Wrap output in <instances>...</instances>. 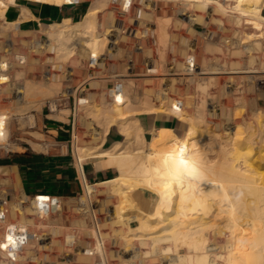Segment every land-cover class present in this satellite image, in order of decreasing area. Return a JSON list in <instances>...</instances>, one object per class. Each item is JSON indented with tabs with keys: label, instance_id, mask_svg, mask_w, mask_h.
Wrapping results in <instances>:
<instances>
[{
	"label": "rangeland",
	"instance_id": "374dc122",
	"mask_svg": "<svg viewBox=\"0 0 264 264\" xmlns=\"http://www.w3.org/2000/svg\"><path fill=\"white\" fill-rule=\"evenodd\" d=\"M80 1H85L89 9L101 10L98 19L100 34H105L109 39L112 35L113 39L107 41L102 52L91 56L82 51L83 41H76L72 56L58 51L55 42V49L48 48L50 27L41 33L27 32L19 36L23 49L29 45L27 41L30 39L41 41L36 53L27 54V64L23 68V71L28 72L24 84L27 82L34 86L35 92L27 100H23L24 96L19 94L23 80L18 76L22 69L14 70L5 88L0 90V110H11L5 131L8 129V137H5L7 142H1L0 155L20 151L11 140L8 127L13 117L33 115L48 106L49 102L59 100H62L63 109L66 107L63 104L69 105L70 95H75L77 101L81 99L83 105L87 99L90 100L87 105L78 106V131L74 141L76 159L77 155L82 160L88 157L96 159L102 153L99 150L93 149V153L89 150L83 154H80V150L96 147L98 134L102 135L107 129L109 134L111 129L119 134L124 129L129 135L128 139L114 145V156H148L147 146L160 132L146 142L138 118L150 112L157 113L159 110L156 108L170 112L168 115L177 119L180 113L184 122L189 124H183L181 132H171L179 139L176 143L180 145L173 151L174 155L192 141L211 140L215 133L220 135L217 138L221 140L227 139L236 130L244 134L240 138L259 132V123L264 124V41L259 39L264 24L261 21L241 17L236 11L226 13L218 5L184 0H132L128 9L127 0H67V3ZM229 6H234V3ZM189 15L195 19L188 20ZM144 30L148 31L145 37ZM43 44L47 50L39 48ZM95 55L101 59L103 57V61H99L101 65L91 66V59H96ZM194 56L196 59H193ZM189 57L190 60H196L192 69L188 66ZM153 68L155 72H148ZM107 81L111 82L108 84ZM10 82L13 85L10 86ZM116 83L123 84V92L113 93L112 88ZM41 88L47 91L53 89V92L50 90L51 95L42 100L41 96L35 97ZM4 89L8 90L1 95ZM71 99L74 104V99ZM178 101L184 103L181 112L173 108ZM5 144L6 147L3 146ZM256 152L251 151L247 160L252 163L253 169L264 175V156ZM120 153L123 154L117 155ZM114 169L119 173L117 177L93 185L84 195L62 199L63 212L44 219L38 217L33 208H41L39 201L53 200L27 197L18 192L8 169H0V203L10 195L6 203L9 221L24 223V218L25 223L31 225L35 234L32 248L50 245L46 255L40 254L39 259L43 263L194 264L195 250L190 246L178 245L173 237L177 235V228L174 229L172 224L156 232L160 234L162 230L173 229L174 235L172 233L144 243L139 240L132 241V245L127 243L133 237L131 234H138L139 223L131 217L135 214L133 205L128 206L131 207L128 208L130 211L121 215L116 213L118 195L112 181L120 177V171L116 167ZM160 177L155 175L153 178L157 181ZM166 178L170 179V187H184L185 183L180 182L186 180L184 177L178 179L175 173H171ZM166 180L162 177L158 183L149 181L148 187L132 185L131 189L125 190V194L152 191L162 195L168 187ZM12 187L14 193L9 190ZM176 193L170 191L168 194L173 196L168 201L157 203V207L161 208L155 209L158 215L167 212L177 216L173 212ZM89 201L97 210L100 234L94 231L88 217L79 211ZM45 234L50 235L51 241H39ZM101 237L105 242L106 253L99 243L95 244L96 239ZM65 241L69 245H77V248L68 249ZM87 249L102 254L103 260L83 255ZM221 255L219 260H215L218 264L233 262L229 253ZM28 257L35 259L31 254ZM129 257L133 259L129 261ZM210 257L214 259L211 254Z\"/></svg>",
	"mask_w": 264,
	"mask_h": 264
},
{
	"label": "bare ground",
	"instance_id": "6f19581e",
	"mask_svg": "<svg viewBox=\"0 0 264 264\" xmlns=\"http://www.w3.org/2000/svg\"><path fill=\"white\" fill-rule=\"evenodd\" d=\"M35 1L56 5L67 3V0ZM184 1L218 5V8L226 13L236 11L235 13L238 12L244 17L259 20L264 24V20L260 16V8L253 3V0ZM230 3H234V6H229ZM9 8L10 6L6 0H0V18L6 24V31H12L14 35L27 33V31L19 30L18 26L20 24L18 22L6 20V13ZM100 14L101 10L91 8L86 13L81 24L74 25L70 22H64L51 25V33L48 34V48L50 50L55 49L54 45L57 43L58 51L73 56L75 42L83 41L82 51L86 52V55L91 56L96 54V52H102L110 39L105 34H100L101 27L98 25ZM193 19L195 18L189 15L188 20L191 21ZM147 32V30L143 31V37L147 35ZM260 35L259 39L264 41V28ZM53 42H55L54 45ZM95 58L97 65L100 63L99 60L103 61V57L101 59L95 55ZM24 67H26L24 64L17 69L13 67V71L22 69V71H19V76L16 74L23 80V84L19 88V94L24 96L23 100H27L32 97L35 88L27 82L24 84L26 73H28L23 71ZM149 72H155V69H149ZM10 78L8 73L4 74L1 83L6 85ZM12 83L10 82L9 85H13ZM7 90L4 89L1 95ZM50 90L47 91L41 88L35 94V97L41 96L42 100H45L51 95L49 93L53 89ZM88 101L90 100L87 99L84 105H87ZM80 104L83 105L81 101ZM173 108L181 112L184 108V103L178 101ZM156 109L159 110L157 113H170L162 110V108ZM10 112L11 110L9 109L0 110V129L9 122L8 115ZM178 119L182 123L185 121L180 113ZM262 124L263 122L259 123V127H261L257 130V132L261 133L254 132L250 136L246 134L244 138H240L244 134L236 130L227 139L221 140H219L220 135L215 133L216 136H210L212 139L209 141L203 142L201 140L200 142V140H196L186 146L184 145L182 150L175 155L173 151L180 146L176 143L179 139L172 135L171 132L164 130L160 132L154 141L148 144L149 153L146 157L140 154L128 157L114 156L115 153L113 154L111 150L100 154L99 160L103 168L116 167L120 171V177L112 181L114 190L118 195V203L115 205L116 213L121 215L125 211H130L128 209L131 208L128 207L129 205H133L135 208L133 210L135 214L131 217L138 221L139 226L137 229L139 232L138 234H131L133 237L128 239L127 243L132 245L131 242L136 240L141 242L154 241L170 236L172 233L174 235L173 229L162 230L160 234L156 232L172 224L174 229L177 228V235L173 237L178 245L181 247L190 246L195 250L196 262L194 264H218L216 261L222 257L221 254H224V252L229 253L233 264H264V175L253 169L252 163L247 160L253 150L257 151V154L264 156V124ZM7 132H2V136L0 134V145L2 141L7 142L5 139ZM108 135L109 129L102 135L98 134L96 138L97 144L94 149H102ZM120 136L126 139L129 137L124 129H121ZM205 145L206 147H204ZM4 146L7 145L5 144ZM171 173H175L179 177L178 179L182 177L186 179L185 181H180L185 183L184 187H170V179L166 177ZM155 175L167 179L166 185L169 188L165 186L166 188L162 195L152 191L125 194V190L131 189L132 185L148 187L150 186L149 181L156 183L162 179L160 177L156 181L153 178ZM92 187L93 185L87 184L85 190ZM170 191L171 193L177 192V201L173 204V212H176L177 216L169 215L167 212L158 215L155 212V209L159 208L157 203L166 202L168 198H171L173 194H168ZM6 203V199L3 200L5 209H7ZM198 210L203 212H198ZM22 219L25 223L26 220ZM145 232L148 234H145ZM151 234L157 235L151 236ZM91 251V249H87L83 251V255L90 256ZM208 253L214 258L213 260L210 259V254L209 257L207 256ZM132 259L131 257L128 258L129 261Z\"/></svg>",
	"mask_w": 264,
	"mask_h": 264
},
{
	"label": "crops",
	"instance_id": "0c3cea01",
	"mask_svg": "<svg viewBox=\"0 0 264 264\" xmlns=\"http://www.w3.org/2000/svg\"><path fill=\"white\" fill-rule=\"evenodd\" d=\"M6 1L10 6L6 13V20L18 22L21 24V30L28 33H38L51 25L64 22L80 23L89 10L85 1L61 5L35 0ZM253 1L260 8V16L264 20V0ZM128 8L126 5V9ZM141 14L140 11L139 15ZM112 39L111 35L110 41ZM107 82L109 84L111 81ZM71 98L76 99L75 95H70V103L68 106L66 103L63 104L66 106L63 109L62 100H59L56 103V111H49L46 106L33 115L27 114L23 118L14 117L9 123L11 140L20 151L0 155V169H8L18 187V192L27 197L39 196L42 199H52L48 197L51 195L62 199L75 198L82 189L80 176L82 169L87 181L93 183L91 185L107 182L119 174L115 167L102 168L101 161L97 159L103 152L107 153L108 150L104 149H109L125 139L115 129H111L102 149L99 150L102 153L97 155L96 159L88 157L82 160L78 155L77 159L75 158L72 144L73 103ZM160 113H148L138 118L143 130V139L146 142L148 139L152 140L154 134L162 130L177 133L182 131L183 124L189 126L188 123H182L175 117ZM115 147L110 150L112 151ZM93 149V147L81 148L80 154L89 150L93 153ZM9 190L15 192L13 187Z\"/></svg>",
	"mask_w": 264,
	"mask_h": 264
},
{
	"label": "built area",
	"instance_id": "2783aa9c",
	"mask_svg": "<svg viewBox=\"0 0 264 264\" xmlns=\"http://www.w3.org/2000/svg\"><path fill=\"white\" fill-rule=\"evenodd\" d=\"M131 1L127 3L128 7L131 6ZM78 2H73V4H76ZM19 30H21V24L18 26ZM7 27L2 18H0V90L2 88H5L6 85L1 83L3 79V75L8 73L11 77L13 74V67L19 68L21 65H26L27 62V54H33L37 51V45L38 42L36 39H30L27 42H29L28 46H25L23 49L21 42L19 40L18 34L14 35L12 31H6ZM42 39V38H41ZM40 48L42 50H47L48 48L45 46V44L41 45ZM193 59H196L195 56ZM193 59L190 60V57L188 58V66L190 68H194L193 64H196V60L193 61ZM92 61L90 62L91 66H97V60L92 58ZM100 61V60H99ZM194 62V63H193ZM149 72V70H148ZM124 86L121 83H116L113 85L112 91L115 94L116 92H123ZM80 99L78 101L74 99L73 104V122H72V141H73V147H74V141L77 139V131H78V125H77V112H78V106H80ZM57 101L49 102L48 110L49 111H56L57 110ZM6 126L2 127L0 129V134L2 136V132H5ZM81 180H82V189L79 195H84L86 192L85 187L87 184H92L89 181H87L85 177L84 170H81ZM48 197L52 198L53 201H39L41 208L34 209L35 214L40 217L41 219H44L45 217L48 218L50 216H53L55 214H60L63 212V206H62V198L57 196H51L48 195ZM9 195L6 196V201L8 202ZM36 198H39V196H36ZM58 203L56 206L54 204ZM52 206V207H51ZM60 206V207H58ZM93 203L91 201L85 202L82 207L80 208L81 213L83 216L88 217L94 231L97 234L102 233L100 226H99V219L97 216V210L93 207ZM79 210V211H80ZM43 217V218H42ZM31 225L29 223H12L9 221V214H7V209H5V206L3 205V200L0 203V264H47L43 263L39 257L40 254H47V249L50 247V245H47V247H41V245H38L39 248H32L33 242L35 241V234L31 230ZM74 237H77L76 235H73ZM98 238V237H97ZM50 240V235H43L39 241L43 240ZM100 244L101 248L105 252V242L103 237L100 239H96L95 244ZM66 247L68 249H76L77 245H69L65 241ZM96 247V246H95ZM93 247V249L95 248ZM92 249L91 255L94 257H100V259L103 260L102 254L97 253ZM86 251V250H85ZM34 255L35 259L29 258L28 254ZM30 262V263H29Z\"/></svg>",
	"mask_w": 264,
	"mask_h": 264
}]
</instances>
